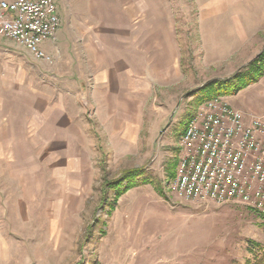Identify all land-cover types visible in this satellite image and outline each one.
Wrapping results in <instances>:
<instances>
[{
    "label": "rangeland",
    "instance_id": "1",
    "mask_svg": "<svg viewBox=\"0 0 264 264\" xmlns=\"http://www.w3.org/2000/svg\"><path fill=\"white\" fill-rule=\"evenodd\" d=\"M56 1L50 60L0 36V264L253 260L261 214L181 199L168 174L192 118L225 94L208 83L264 50V0ZM254 90L245 110L264 116ZM135 169L109 215L108 183Z\"/></svg>",
    "mask_w": 264,
    "mask_h": 264
},
{
    "label": "built area",
    "instance_id": "2",
    "mask_svg": "<svg viewBox=\"0 0 264 264\" xmlns=\"http://www.w3.org/2000/svg\"><path fill=\"white\" fill-rule=\"evenodd\" d=\"M61 27L56 0H0V36L37 59ZM174 190L181 199L237 203L264 215V118L222 98L203 104L179 142Z\"/></svg>",
    "mask_w": 264,
    "mask_h": 264
},
{
    "label": "trees",
    "instance_id": "3",
    "mask_svg": "<svg viewBox=\"0 0 264 264\" xmlns=\"http://www.w3.org/2000/svg\"><path fill=\"white\" fill-rule=\"evenodd\" d=\"M245 68V67H244ZM248 72H243L246 69L239 70L235 75L231 78L224 80H216L208 83V87H219L224 90L225 94L222 96H215L210 100L218 99L223 96H229L232 94L233 89H237L238 93L243 89L258 83L264 77V50L257 56V58L252 61L248 66ZM242 88H239L241 87ZM207 101V102H208ZM206 103V102H205ZM178 165V157H176L173 163V170L169 172L168 178L173 181L176 178V167ZM141 169H135L127 172L124 177L121 179L108 183V187L112 189L115 193V197L108 201L105 205H108L109 215H112L115 211V207L117 201L126 194L129 190L135 188L137 186V178L140 176ZM252 210V209H250ZM263 220V228H264V215H261ZM250 252L253 254V260H248L246 264H264V246L251 243Z\"/></svg>",
    "mask_w": 264,
    "mask_h": 264
},
{
    "label": "crops",
    "instance_id": "4",
    "mask_svg": "<svg viewBox=\"0 0 264 264\" xmlns=\"http://www.w3.org/2000/svg\"><path fill=\"white\" fill-rule=\"evenodd\" d=\"M58 6V5H57ZM58 13H59V8H58ZM60 16V15H59ZM60 30V29H59ZM59 32V31H58ZM57 32V33H58ZM57 35V34H56ZM56 39V38H55ZM11 41V40H10ZM15 43V42H14ZM51 46H53V43L52 42H48V43H45L43 46H42V49L43 48H47L48 50L51 48ZM44 52L45 49H43ZM251 88H254V93L258 96H261L260 98H264V77L256 84L254 85H251L248 87V89H244L243 91L239 92L237 95L235 96H229V97H226L224 100L225 102L232 108L236 109V110H239V111H242L246 114H249L251 112H247L245 110V107L243 104V101L245 100V95L243 93L247 92V90L251 89ZM253 114V113H252ZM256 115V114H255ZM259 116V115H257ZM259 117H262L264 118V116H259Z\"/></svg>",
    "mask_w": 264,
    "mask_h": 264
}]
</instances>
